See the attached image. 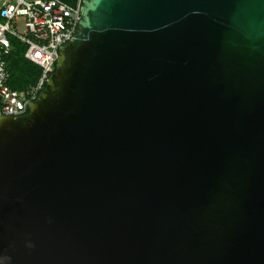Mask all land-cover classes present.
I'll return each mask as SVG.
<instances>
[{
  "label": "water",
  "instance_id": "obj_1",
  "mask_svg": "<svg viewBox=\"0 0 264 264\" xmlns=\"http://www.w3.org/2000/svg\"><path fill=\"white\" fill-rule=\"evenodd\" d=\"M0 264H264V0H82L0 114Z\"/></svg>",
  "mask_w": 264,
  "mask_h": 264
},
{
  "label": "built area",
  "instance_id": "obj_2",
  "mask_svg": "<svg viewBox=\"0 0 264 264\" xmlns=\"http://www.w3.org/2000/svg\"><path fill=\"white\" fill-rule=\"evenodd\" d=\"M81 2L73 6L62 0H0V114L26 113L28 102L54 70L59 45H65L77 31ZM11 38L26 45L24 57L41 70L35 85L26 90L12 89L7 83L4 57L14 48Z\"/></svg>",
  "mask_w": 264,
  "mask_h": 264
},
{
  "label": "trees",
  "instance_id": "obj_3",
  "mask_svg": "<svg viewBox=\"0 0 264 264\" xmlns=\"http://www.w3.org/2000/svg\"><path fill=\"white\" fill-rule=\"evenodd\" d=\"M62 1L73 6L77 3V0ZM11 43L14 48L4 57L9 71L7 83L12 89L26 90L35 85L41 70L36 63L24 57L26 45L22 41L11 38Z\"/></svg>",
  "mask_w": 264,
  "mask_h": 264
},
{
  "label": "rangeland",
  "instance_id": "obj_4",
  "mask_svg": "<svg viewBox=\"0 0 264 264\" xmlns=\"http://www.w3.org/2000/svg\"><path fill=\"white\" fill-rule=\"evenodd\" d=\"M20 27V29L22 28L21 26H19Z\"/></svg>",
  "mask_w": 264,
  "mask_h": 264
}]
</instances>
